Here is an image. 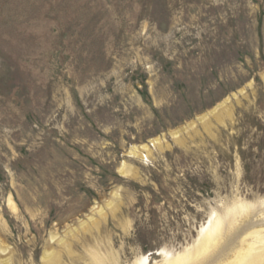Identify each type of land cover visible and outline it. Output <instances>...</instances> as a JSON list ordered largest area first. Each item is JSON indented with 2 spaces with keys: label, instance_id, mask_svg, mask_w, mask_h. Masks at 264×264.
Here are the masks:
<instances>
[{
  "label": "rangeland",
  "instance_id": "374dc122",
  "mask_svg": "<svg viewBox=\"0 0 264 264\" xmlns=\"http://www.w3.org/2000/svg\"><path fill=\"white\" fill-rule=\"evenodd\" d=\"M263 201L264 0H0V264H204Z\"/></svg>",
  "mask_w": 264,
  "mask_h": 264
},
{
  "label": "bare ground",
  "instance_id": "6f19581e",
  "mask_svg": "<svg viewBox=\"0 0 264 264\" xmlns=\"http://www.w3.org/2000/svg\"><path fill=\"white\" fill-rule=\"evenodd\" d=\"M253 205V204H251ZM249 204H242L238 207H235L234 209L230 210L228 215L231 216L232 214L237 215L244 214L248 215V220H238L236 223H239V228L236 230V223L235 227L233 226V221H223L222 218H218L214 221H212L208 226L205 228L206 232H211L210 235L208 234V237L206 240H204L200 251H206L209 249V236L210 238L214 234L215 231H219L222 235L219 239V245L222 243L223 245L219 250H215L210 257L207 259V261L204 262V264H230V261H232L234 258V254L239 253L243 248H246V244L250 240H245V237L251 230H260L264 229V201L260 202L259 204L251 206ZM248 213V214H247ZM232 222L230 225L229 223ZM233 228V229H231ZM236 231H235V230ZM234 230V232H232ZM204 239V237H203ZM187 253H190L187 252ZM178 257H181L178 256ZM236 257V256H235ZM177 261L171 260L169 261V264L171 262Z\"/></svg>",
  "mask_w": 264,
  "mask_h": 264
}]
</instances>
